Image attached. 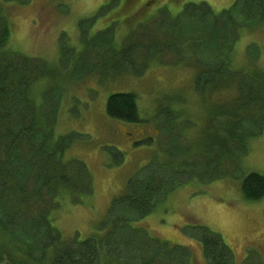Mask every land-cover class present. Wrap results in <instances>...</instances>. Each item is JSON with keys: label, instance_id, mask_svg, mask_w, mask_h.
I'll return each mask as SVG.
<instances>
[{"label": "rangeland", "instance_id": "obj_1", "mask_svg": "<svg viewBox=\"0 0 264 264\" xmlns=\"http://www.w3.org/2000/svg\"><path fill=\"white\" fill-rule=\"evenodd\" d=\"M234 1L28 0L2 5L0 0L10 21L8 47L46 62L44 74L33 84V97L56 115L55 136L72 134L69 145L65 139L63 161H82L89 177V189L78 193L77 202L63 192L52 212L54 226L64 240H81L100 232L108 212L124 217L119 209L109 210L111 200L126 191L133 175H143L153 158L159 170L158 163L179 142L186 145L187 138L191 152L201 144L212 106L194 89L186 36L168 42L172 27L183 20L171 23V17L178 16L187 3L205 2L218 14ZM238 28L232 66L264 69V23ZM129 41L134 48L127 59L120 60L117 54ZM150 42L157 45L149 47ZM155 48L162 54L155 55ZM112 57H116L112 62H120V73L98 67L101 61L112 63ZM115 92L135 95L138 121L107 115V96ZM229 164L225 176L218 179H191L166 189L165 199L135 224L150 236L184 247L190 264H210L198 241L200 226L220 234L231 250L232 264H264V196L249 201L241 190L247 174H264V128L248 139L238 165ZM37 241L45 245L47 237Z\"/></svg>", "mask_w": 264, "mask_h": 264}, {"label": "trees", "instance_id": "obj_2", "mask_svg": "<svg viewBox=\"0 0 264 264\" xmlns=\"http://www.w3.org/2000/svg\"><path fill=\"white\" fill-rule=\"evenodd\" d=\"M1 1L5 5L28 0ZM5 14L0 8V264H190L184 247L150 236L135 222L165 199L166 189L191 179L209 182L225 176L229 163L237 166L245 154L248 139L264 128V69L232 66V52L240 36L238 27L264 23V0H235L218 14L205 2L187 3L178 16L171 17V23L183 20L172 27L168 42L186 36L194 89L212 106L207 131L194 152L186 138V145L179 142L158 163L159 170L153 158L143 175L135 174L128 180L126 191L115 196L109 208L123 211L124 217L108 212L100 232L73 241L61 237L52 212L63 192L73 201L78 193L87 192L90 181L86 166L77 159L63 161L65 139L69 145L72 134L55 136L56 115L33 97V84L44 74L46 62L8 47L10 21ZM236 19H240L239 25ZM133 43L124 42L117 54L120 60L129 57ZM156 45L150 42L149 47ZM154 54L162 53L156 49ZM101 62L99 68L108 66L112 73L121 72L120 62ZM144 64L146 68L148 61ZM42 95L44 99V91ZM106 113L119 120L138 121L135 95L110 93ZM241 190L246 200L262 198L264 174H247ZM46 201L51 203L49 207ZM199 229L198 241L205 259L210 264H232L231 250L220 234L206 226ZM38 237L42 242L47 237L45 245L39 244Z\"/></svg>", "mask_w": 264, "mask_h": 264}, {"label": "bare ground", "instance_id": "obj_3", "mask_svg": "<svg viewBox=\"0 0 264 264\" xmlns=\"http://www.w3.org/2000/svg\"><path fill=\"white\" fill-rule=\"evenodd\" d=\"M136 126V125H135ZM138 127V126H137ZM141 138V137H140ZM136 139V138H135ZM226 156V155H225Z\"/></svg>", "mask_w": 264, "mask_h": 264}]
</instances>
